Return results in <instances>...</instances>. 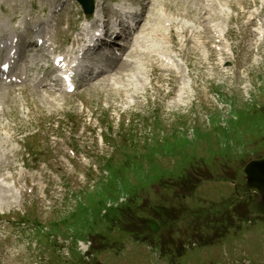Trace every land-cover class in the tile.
Returning a JSON list of instances; mask_svg holds the SVG:
<instances>
[{
  "label": "rangeland",
  "instance_id": "374dc122",
  "mask_svg": "<svg viewBox=\"0 0 264 264\" xmlns=\"http://www.w3.org/2000/svg\"><path fill=\"white\" fill-rule=\"evenodd\" d=\"M41 1L7 0L0 6V16L11 21L20 15L33 21L35 15L40 13L38 5ZM135 1H143L146 4L145 18L151 17L159 24L161 21L181 24L186 32L202 28V43L196 42V38L185 39L187 49L197 48L201 56L191 50L185 54L187 58L183 59L188 67L185 73L188 74L183 84L175 80V73H172L171 80H163L165 75L154 70V64L141 57L137 58V65L131 62L123 67L122 64L118 73L90 83L77 93V97L104 121L102 126L106 135L109 127V139H112V133L120 134L122 140L118 138V142L109 143L117 146L119 152L112 154V148L108 151L105 148L91 150V164L100 173L88 172L86 167L82 169L80 166L82 173L87 174L86 180L63 169L65 185L69 191H73V197L62 203L59 200L53 206L42 203L33 195H24L6 187V183L0 181V264H155L154 253L146 243L138 242L145 238L143 234L135 233L131 238L125 229H120L129 227L130 223L137 227L140 217H151L152 212L138 203L131 212H125L123 221L119 217L124 206L117 207V215L107 217L104 212L125 203L126 200L120 199L128 200V192L132 193L135 186L138 190L145 182L146 190L152 192L156 187L152 190V185L161 177H179L182 168L188 164V157L194 154L202 159L199 163L204 171L207 170L206 174L210 167L214 170V177L225 176V180L203 181L185 198L186 207L179 212L178 222L173 229L184 232L187 238L184 240L181 233L175 238L186 241L184 244L190 243L188 237H194L186 231L198 232V236L204 220H210L207 216L209 212L205 211L207 208L200 207L202 205L197 202L226 207L223 217H229L230 212L236 213L230 210V205L234 200L233 195L241 197L238 186L244 181L242 167L247 161L264 156V40L251 37L241 20L231 15L233 10L238 11L248 0ZM262 1L254 0L253 4L257 3L256 7L260 8ZM73 2L67 0L66 5ZM104 4H107V0H104ZM73 11L76 15L72 14L69 19L77 20L78 12L75 8ZM226 24L236 32L225 33L232 53L229 54L230 59H223L228 60V65L221 69L216 67L217 61L213 57L216 54L213 47L216 36L209 29L216 31ZM260 24L261 30H264V8ZM155 38L158 42H168L171 49L180 50L175 32L169 37L158 32ZM145 43L149 44L148 41ZM181 88L183 98L176 101ZM60 115L74 118L84 116L76 96L54 97L26 91L20 97L0 92V141L6 140L7 132L13 136L12 129L20 130L15 131L19 133L37 126L43 128L42 122ZM32 142L36 144L33 151L42 153L37 158L55 161L48 151L52 149L48 141L37 136L28 140L29 145ZM169 161H172V166ZM6 163V168L11 166L9 160ZM205 175L203 178L208 177ZM226 177L233 180H226ZM106 188L110 190L108 193ZM160 192L164 194L159 197L151 193V203L173 201L176 206L182 203L173 191ZM137 195L146 201L145 193L139 192ZM194 213L203 218H192ZM165 214L171 212L168 209L161 212L162 216ZM25 217L39 223L33 227L26 222L25 226L19 224L18 227L17 221ZM5 220L10 223L4 224ZM251 220L248 224L250 229L254 224V219ZM145 223L137 229H141ZM165 226L160 227L162 234H157L160 237L156 239L163 251L169 250L168 243L173 232L170 225ZM257 226V232L262 236L256 235L253 242L258 241L262 246L260 249L252 246V260H248L253 264H264V225L258 223ZM53 231L63 236L57 239L60 246L49 241L50 232ZM239 232L242 237L245 234L251 237V232L245 226ZM66 236L72 237V240H64ZM76 237L84 242L76 244ZM102 241H105L104 245ZM88 242H91V249L83 255L82 260L84 246H89ZM107 242H111L112 247L100 251ZM248 247L249 244L246 245L241 236H230L215 245L197 246L185 251L180 264L222 262L223 250L233 256V263L244 264L248 255L246 252L251 249ZM76 256L80 260H76ZM162 263L173 264L165 259L159 261V264Z\"/></svg>",
  "mask_w": 264,
  "mask_h": 264
},
{
  "label": "water",
  "instance_id": "95a60500",
  "mask_svg": "<svg viewBox=\"0 0 264 264\" xmlns=\"http://www.w3.org/2000/svg\"><path fill=\"white\" fill-rule=\"evenodd\" d=\"M84 9L90 13L92 11V0H79ZM246 183L241 187L243 190L250 188L257 189L259 195L248 205V211L264 216V158L251 160L243 168Z\"/></svg>",
  "mask_w": 264,
  "mask_h": 264
},
{
  "label": "trees",
  "instance_id": "16d2710c",
  "mask_svg": "<svg viewBox=\"0 0 264 264\" xmlns=\"http://www.w3.org/2000/svg\"><path fill=\"white\" fill-rule=\"evenodd\" d=\"M206 174V171L195 168L193 172H187L184 176L179 178L176 182L171 183V186L174 188H181L184 190H189L192 185L201 179ZM207 176V174L205 175ZM200 178V179H199ZM166 184V183H165ZM146 206V205H144ZM166 209V208H163ZM140 223L144 222V219H139ZM134 226V223H130Z\"/></svg>",
  "mask_w": 264,
  "mask_h": 264
},
{
  "label": "bare ground",
  "instance_id": "6f19581e",
  "mask_svg": "<svg viewBox=\"0 0 264 264\" xmlns=\"http://www.w3.org/2000/svg\"><path fill=\"white\" fill-rule=\"evenodd\" d=\"M99 6H100V3L99 2H97L96 1V14L98 13V11H99ZM39 28H40V25L38 26V28H37V30H39ZM169 62H171L170 61V59H167ZM172 63V62H171ZM126 65V66H125ZM130 65V63L129 64H127V63H124L123 64V67H127V66H129ZM135 74V73H134ZM133 74V75H134ZM139 74V73H138ZM135 77H136V74H135ZM137 78V77H136ZM186 78H187V75L185 76V75H183V77L181 78V80H180V83L179 84H183L185 81H186ZM134 80V79H133ZM138 80H139V78H138ZM141 80V79H140ZM132 81V80H131ZM135 85V84H134ZM182 91V88L180 89V92ZM182 93L183 92H181L180 93V95H179V93H178V95H179V97H177L176 98V101H180V100H182V98H183V95H182Z\"/></svg>",
  "mask_w": 264,
  "mask_h": 264
}]
</instances>
